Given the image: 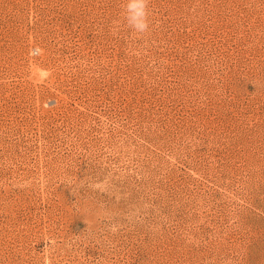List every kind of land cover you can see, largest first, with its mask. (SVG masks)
Here are the masks:
<instances>
[{"label":"rangeland","instance_id":"1","mask_svg":"<svg viewBox=\"0 0 264 264\" xmlns=\"http://www.w3.org/2000/svg\"><path fill=\"white\" fill-rule=\"evenodd\" d=\"M123 5L0 0V264H264V0Z\"/></svg>","mask_w":264,"mask_h":264},{"label":"clouds","instance_id":"2","mask_svg":"<svg viewBox=\"0 0 264 264\" xmlns=\"http://www.w3.org/2000/svg\"><path fill=\"white\" fill-rule=\"evenodd\" d=\"M150 0H124L122 16L127 27L137 35H145L150 31ZM112 226L111 231L116 232Z\"/></svg>","mask_w":264,"mask_h":264}]
</instances>
